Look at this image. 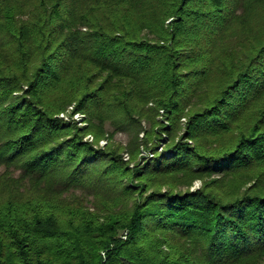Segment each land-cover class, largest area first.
<instances>
[{
    "label": "trees",
    "instance_id": "16d2710c",
    "mask_svg": "<svg viewBox=\"0 0 264 264\" xmlns=\"http://www.w3.org/2000/svg\"><path fill=\"white\" fill-rule=\"evenodd\" d=\"M148 103L167 156L82 141ZM0 167V264H264V0H0Z\"/></svg>",
    "mask_w": 264,
    "mask_h": 264
},
{
    "label": "rangeland",
    "instance_id": "374dc122",
    "mask_svg": "<svg viewBox=\"0 0 264 264\" xmlns=\"http://www.w3.org/2000/svg\"><path fill=\"white\" fill-rule=\"evenodd\" d=\"M73 106H69L64 112L59 113L57 117L64 122L73 124L77 129L82 130L87 127L90 123V119L86 114L81 112H73ZM153 103H148L139 109L137 113H134L133 120H120L118 126L113 125L111 122L106 121L103 125L105 135L95 141L93 134H82L81 139L83 142L92 144L95 148L104 147H116L119 149L121 160L127 164V167L132 169L135 165L142 164L147 160L151 159L155 155H164L166 144L169 143L167 132L162 129L170 126L169 120L167 119L166 112L163 109H159L157 112L154 110ZM185 118L180 120V130L178 131L177 138L184 131ZM151 135L150 133L152 131ZM188 144L191 143L187 140ZM137 145V154L131 156V149ZM4 168L0 167V174ZM17 172L14 176H17ZM214 179H218V176L212 175L210 177H204L203 179H195L192 184L188 187L190 190L200 188L203 182H209ZM171 181V180H170ZM172 182V181H171ZM251 184V182H250ZM166 186H163L164 188ZM179 189H185V186H177ZM68 197L73 199L74 197L81 201V203L87 207L95 206L98 209H104L112 199L111 196L102 197L98 196L97 199L92 195L89 189H79L72 191ZM110 197V198H107ZM93 209V208H91Z\"/></svg>",
    "mask_w": 264,
    "mask_h": 264
}]
</instances>
